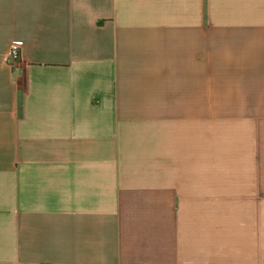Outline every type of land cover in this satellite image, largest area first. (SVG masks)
Listing matches in <instances>:
<instances>
[{
  "label": "crops",
  "instance_id": "1",
  "mask_svg": "<svg viewBox=\"0 0 264 264\" xmlns=\"http://www.w3.org/2000/svg\"><path fill=\"white\" fill-rule=\"evenodd\" d=\"M0 264H264V0H0Z\"/></svg>",
  "mask_w": 264,
  "mask_h": 264
},
{
  "label": "built area",
  "instance_id": "2",
  "mask_svg": "<svg viewBox=\"0 0 264 264\" xmlns=\"http://www.w3.org/2000/svg\"><path fill=\"white\" fill-rule=\"evenodd\" d=\"M23 44L21 41L15 40L8 44L6 48V59L9 63H14L22 56Z\"/></svg>",
  "mask_w": 264,
  "mask_h": 264
}]
</instances>
